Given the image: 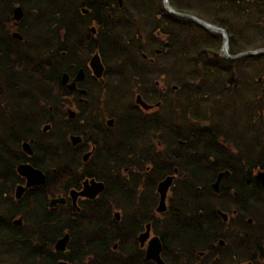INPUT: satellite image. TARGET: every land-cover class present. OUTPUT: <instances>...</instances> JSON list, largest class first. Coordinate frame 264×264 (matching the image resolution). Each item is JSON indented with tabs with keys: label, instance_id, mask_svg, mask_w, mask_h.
Masks as SVG:
<instances>
[{
	"label": "flooded vegetation",
	"instance_id": "obj_1",
	"mask_svg": "<svg viewBox=\"0 0 264 264\" xmlns=\"http://www.w3.org/2000/svg\"><path fill=\"white\" fill-rule=\"evenodd\" d=\"M169 1L175 12L165 0H0V173L12 163L15 200L34 196L49 219L40 256L52 264H264V167L234 162L207 121L171 123V93H186L169 82L173 18L201 15L200 0ZM248 1L216 0L237 14ZM21 164L44 180L17 197Z\"/></svg>",
	"mask_w": 264,
	"mask_h": 264
},
{
	"label": "rangeland",
	"instance_id": "obj_2",
	"mask_svg": "<svg viewBox=\"0 0 264 264\" xmlns=\"http://www.w3.org/2000/svg\"><path fill=\"white\" fill-rule=\"evenodd\" d=\"M251 2L250 9L256 10L257 6H263L258 1L249 0ZM157 3V1H155ZM233 3V1H232ZM226 4L230 7L228 8ZM174 6L177 3L172 4ZM189 6V5H186ZM192 8H197V12L201 15V18L204 20H208L209 22H213L216 24H221L220 22H225L222 24L227 31L228 39L227 45L225 48V37L219 33L212 31V29L196 25H190L191 29L187 31V38L185 41V48L180 47L179 52L175 55L169 57V63H171V70H170V78L169 82L174 83L176 77L178 80H183L191 77L197 76L196 74L199 72L200 69L204 68V62L209 59H214V55L210 52L216 53V59L221 58L222 61H230L229 64L233 68L234 79L237 80L238 84L242 83L241 89L239 91H230L226 92V94L220 100H213L212 98H204L198 96L195 92L186 93L184 92H175L171 93L170 103L172 106L176 107V113L171 116V123H174L177 127H183L186 125V130H182L184 132H189L188 129L192 127H203V122L207 121L210 127V133L217 134L219 136L218 140H223L228 142L233 146L232 149L238 151V154L231 153L230 156L237 160L241 159L242 157H248L249 165L252 171H256L257 168L264 167V151L261 150L259 142L255 140H250L253 136H257V127H242L240 124H237L236 127L232 126L231 124V114H235L237 118H240V123L246 116L245 111L242 109V106L245 105V101L242 100L243 95L246 98H254L260 91V88L264 87V57L262 59H252L249 56L245 60H239L235 63L236 59L238 58H229L228 55L234 54L232 49L234 48L236 52L247 51L250 48H261L264 47V20L263 23L258 22L259 14H251V11H243L241 14H237L238 8L229 3L219 4L216 0H200L197 4H193ZM263 10V9H262ZM245 12V14H244ZM237 15V16H235ZM234 19V20H233ZM245 21L244 26L242 27L243 32H246L244 36H236L232 35L233 30L237 31L238 27H241V22ZM189 25L187 21H184L183 25ZM232 26L233 30H229ZM189 27V28H190ZM184 28V27H183ZM186 32V31H185ZM182 37L184 32H181ZM195 35L196 38L191 37ZM208 41L206 40V38ZM236 37H239L237 43L234 42V46L232 48L231 40H235ZM241 37V38H240ZM179 39L182 40L179 36ZM188 39L190 41H188ZM184 40V39H183ZM217 42V44L211 43ZM184 42V41H182ZM189 43V44H188ZM201 50L202 48L208 51L207 53L201 52L200 54L196 53ZM218 53V54H217ZM264 53V52H263ZM261 54V53H259ZM199 56H202L199 58ZM194 57H198V59H194ZM242 57V56H241ZM222 73L226 72L225 70H221ZM225 74V73H224ZM210 76L209 78H211ZM222 81H228L229 77L221 76ZM216 77L213 76L209 85H211V92H216ZM263 83V85H261ZM242 95V97H241ZM29 99V98H27ZM214 101V102H213ZM187 103V104H186ZM29 106V104H28ZM240 106L241 109L240 110ZM220 121L222 124H219ZM233 121V118H232ZM227 127H234V133L227 130ZM191 131V130H190ZM236 139V140H235ZM243 148V150L247 151L244 152L239 149V147ZM213 151L214 148H211ZM233 154V155H232ZM229 155V154H228ZM225 160L227 158L225 156ZM257 173V172H256ZM7 194L3 196L2 203L0 204V211L2 212H10L13 208V203L11 198H8L7 201ZM13 199L15 200V189H13ZM16 211L17 209L14 207L13 209ZM22 213H15L12 218H18L16 216ZM16 216V217H15ZM25 223L27 224L23 229H19V233L26 234L32 232L31 229V220L24 215ZM15 245L14 248L17 250L20 248L19 244ZM2 247V245H0ZM5 249L2 247L0 250V259H5L6 262H2L3 264H12L15 257V253H10V248L5 252ZM13 261V262H12Z\"/></svg>",
	"mask_w": 264,
	"mask_h": 264
},
{
	"label": "trees",
	"instance_id": "obj_3",
	"mask_svg": "<svg viewBox=\"0 0 264 264\" xmlns=\"http://www.w3.org/2000/svg\"><path fill=\"white\" fill-rule=\"evenodd\" d=\"M257 8L260 9L261 12L252 10L251 13L252 14H255V13L259 14L260 17H259V20H257V21L260 23H263L262 20H264V9L261 8L260 6H258ZM173 20L175 21L176 25L181 26V29H183V30H185L186 28L188 30H190L191 24L192 25L198 24L191 19L184 20L180 17H175V18H173ZM184 21H187L189 25L185 24L182 26ZM221 24H225V22L223 21V22H221ZM244 24H245V21H242L241 27H238V32L240 34L239 33H237V34L232 33V35H236V36L246 35V33L243 34V30H242V27L244 26ZM229 27L233 28L232 26H229ZM187 29H186V33H187ZM245 32L248 33L249 31H245ZM186 33H184L183 37H182V34L176 35V37L180 36V38L182 39L180 42L177 40L175 41L176 47H174V48H177L178 52L180 50L179 49L180 47L185 48V44H186L185 41L187 38ZM191 37L196 38L195 35H192ZM238 39H239V37H236L235 40H233V39L231 40L232 48L234 46V42L237 43ZM206 40L208 41L207 38H206ZM182 41H184V42H182ZM188 41H190V40L188 39ZM211 43L217 44V42L215 40H214V42H211ZM252 49H254V48H250L249 50H252ZM255 49H257V48H255ZM195 51L198 54H200L201 52L208 54V51H206L203 48L201 50H199L198 52H197V48H196ZM232 51H234V54L238 53V52H236V50L234 48L232 49ZM211 53L214 55V59H212V60L207 59L204 62V66H203L204 68L199 70V72L196 74L197 76H191L188 78L189 80H187V79L181 80V85L183 86L184 91L187 94L195 92L200 97H204V98L210 97L213 100L218 101L226 94V92L239 91L241 89L242 83L238 84L237 80L234 79L235 72L233 71V68L229 64L230 61H228V60L222 61L223 59H221V58L216 59L215 51L210 52L209 54H211ZM246 56H249L252 59H257V58L262 59L264 57V53L250 54V55H246ZM246 56H242L239 59H236L235 63L238 62L239 60H245L247 58ZM201 57L202 56H199V58H201ZM195 58L198 59V57H194V59ZM222 69L226 71V72H224L225 74L221 72ZM210 76H212V77L209 78ZM213 76L216 77V81L214 83H216L215 88L217 90L215 93L211 92V85H209ZM221 76H224V78L226 76H228L229 77L228 81H226V82L222 81V79H220ZM261 85H263V83H261ZM226 86H228V87H226ZM241 97H242V95H241ZM242 100L245 101V105L242 106V109L245 111L246 116L244 117V119L240 123L239 122L240 118H237V116L235 114H231V116H232L230 119L231 124L234 127H236L237 124H240L242 127H252L254 129H255V127H257V130H256L258 133L257 136H253L252 138H250V140L252 141V140L256 139L260 144L261 150L264 151V87L262 86L260 88L259 93L254 98H251V99L246 98V96L243 95ZM242 109L240 106V110H242ZM232 118H233V121H232ZM218 123L222 124L220 121H218ZM234 127H227V130L234 133ZM207 138L209 140H211V139L217 140L219 138V136L217 134L210 133L207 136ZM223 149H225V151H227L228 147H223ZM239 149L242 150L243 152L245 151V150H243L242 146L239 147ZM245 152H247V151H245ZM245 152H244V155H245ZM236 153L238 154V151ZM224 155L228 156L227 153L226 154L224 153ZM242 159H244V157H242L240 160H242ZM13 166L14 165L11 163L9 165L8 170H7L8 173H10V175H11L10 177L4 176L3 174L1 175V173H0V204L2 203V199H3V196L5 194H8L7 201L9 200L8 198H11V201L13 203V208L11 209L10 212L0 211V245H2V247L5 249L4 250L5 252L8 250V248H10V253H15V257L13 259V261H15V262L12 264H52L50 257H46L44 255H42V257L40 256L41 250L44 249L45 246H50L49 241L46 239V237L49 236V234L45 232L46 227L44 225V222H49V221H45V220H49V219H44L41 210L36 208L37 201L34 199V196H32L31 199L26 198V199H22L19 201H16L13 199V197H12L13 189L15 187L14 184H15V181L17 179L14 177V175H16V173H15ZM5 167H6V165H5ZM196 170L197 169H195L193 166L188 165L187 171H196ZM2 171H3V166H2V164H0V172H2ZM14 207L17 209L16 211L13 210ZM15 213H22V215L27 216V218H29V220L32 219L31 220L32 232L26 233V234L19 233V231H18L19 229L17 230L16 226L13 224V218L14 217L12 218V216ZM27 224L25 223L24 227ZM23 228H21V229H23ZM49 230L51 231L52 229L50 228ZM13 244H19L20 248L15 250V248H14L15 245H13ZM2 247H0V250L2 249ZM2 262H6V260L0 259V264H3Z\"/></svg>",
	"mask_w": 264,
	"mask_h": 264
},
{
	"label": "water",
	"instance_id": "obj_4",
	"mask_svg": "<svg viewBox=\"0 0 264 264\" xmlns=\"http://www.w3.org/2000/svg\"><path fill=\"white\" fill-rule=\"evenodd\" d=\"M168 8L170 9V11L172 12H175V10L173 9V7L171 6L169 0H165ZM189 17H192L195 21H197L198 23H200L201 25L203 26H206V27H210L212 28L213 30H215L216 32H222L224 34V37L226 38L225 39V42L227 41V33H226V30L222 27H219L217 25H214V24H211L201 18H198L196 16H189ZM226 45L223 47L225 48ZM261 52H264V48H260V49H257V50H250V51H247V52H242V53H239V54H236V55H229V57H238V56H242V55H245V54H257V53H261ZM18 171L22 174V175H25L26 178H27V183L25 186L23 185H19L17 187V190H16V196L17 197H20L21 194L24 192V190L32 185H35L37 183H41L43 182L44 180V176L42 174V172L36 168H34L32 165L30 164H21L20 166H18ZM257 175L261 178V180H263L264 182V169L263 170H259ZM172 181V176L168 177L165 182H164V185H167L164 188V190H167V187L169 186V184L171 183ZM217 185V183L215 184V186ZM23 222V217L20 216L18 218H16L14 220V223L17 224V225H21ZM67 238V237H66ZM65 239L63 240H60L59 243H63L62 241H64ZM60 246V245H58ZM60 264H70V263H67V262H60Z\"/></svg>",
	"mask_w": 264,
	"mask_h": 264
},
{
	"label": "bare ground",
	"instance_id": "obj_5",
	"mask_svg": "<svg viewBox=\"0 0 264 264\" xmlns=\"http://www.w3.org/2000/svg\"><path fill=\"white\" fill-rule=\"evenodd\" d=\"M184 15V14H183ZM185 29V28H184ZM187 29V28H186ZM186 29L185 30H183V29H181V26H177L176 25V27H175V33H178V35H181V32H184V33H186L185 31H186ZM187 31H188V29H187ZM214 32H216V31H214ZM216 33H219V34H221V35H223L224 36V34L222 33V32H216ZM177 35V34H176ZM227 39H228V34H227ZM176 40H177V38H176ZM177 41H181L179 38H178V40ZM225 45H227V41L225 42ZM239 53V52H238Z\"/></svg>",
	"mask_w": 264,
	"mask_h": 264
}]
</instances>
